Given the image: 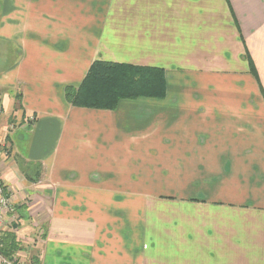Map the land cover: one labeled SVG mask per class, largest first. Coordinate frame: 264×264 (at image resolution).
I'll return each instance as SVG.
<instances>
[{
	"label": "crops",
	"instance_id": "1",
	"mask_svg": "<svg viewBox=\"0 0 264 264\" xmlns=\"http://www.w3.org/2000/svg\"><path fill=\"white\" fill-rule=\"evenodd\" d=\"M0 10V58L18 53L0 71V174L20 216L0 237L14 233L15 255L264 264V0H0ZM95 60L163 68L165 97L72 105L66 87Z\"/></svg>",
	"mask_w": 264,
	"mask_h": 264
},
{
	"label": "trees",
	"instance_id": "2",
	"mask_svg": "<svg viewBox=\"0 0 264 264\" xmlns=\"http://www.w3.org/2000/svg\"><path fill=\"white\" fill-rule=\"evenodd\" d=\"M249 61L254 66L250 57ZM165 94L163 68L107 60H95L79 86L69 85L65 89L66 99L72 105L101 109H115L123 99L163 98ZM0 245L8 257L15 255L18 249L14 233L0 237Z\"/></svg>",
	"mask_w": 264,
	"mask_h": 264
},
{
	"label": "built area",
	"instance_id": "3",
	"mask_svg": "<svg viewBox=\"0 0 264 264\" xmlns=\"http://www.w3.org/2000/svg\"><path fill=\"white\" fill-rule=\"evenodd\" d=\"M8 149H9V147L5 143L0 144V168L2 165V160L4 158H6V156L9 153ZM11 212L12 213L14 212L13 203L11 202V199L9 198V194H7V191H6L4 183H3V179H2L1 174H0V225H4V223H6V221H7V219H9L11 216L15 215V213H13V215H11L12 214ZM15 221H16L15 219L11 220V222H15ZM35 232L36 233H35L33 243L35 245H37L38 249H40L39 245L42 243L44 233L41 230L40 231L36 230ZM32 256L36 257L37 259L40 260L39 254L36 253V254H33ZM0 264H39V263L36 261L23 260V258L21 256H18V255L8 257L2 252L1 245H0Z\"/></svg>",
	"mask_w": 264,
	"mask_h": 264
},
{
	"label": "rangeland",
	"instance_id": "4",
	"mask_svg": "<svg viewBox=\"0 0 264 264\" xmlns=\"http://www.w3.org/2000/svg\"><path fill=\"white\" fill-rule=\"evenodd\" d=\"M4 13L5 12H3V11H1L0 10V24H1V21H2V18H3V15H4ZM12 46H13V44H11ZM7 49H6V45L5 44H2V43H0V52H2V51H6ZM11 53H9L8 55H7V57L6 58H0V71L2 72V71H5V69H8V68H10L14 63H15V61H16V59H17V56H18V53H17V49H15V48H12L11 49ZM112 62H114V61H112ZM83 82V81H82ZM107 102L105 101V104H106ZM99 104V103H98ZM101 104H104V102L103 103H101ZM2 111H3V106H2V104L0 103V115H1V113H2ZM28 119H30V118H28ZM16 124H18V125H16ZM20 126V123H18V122H11L10 124H9V128H8V130L10 129V131H12L11 130V128H16V127H19ZM3 126H1L0 125V128H1V133H2V131H7V129L6 130H4V128H2ZM3 134V133H2ZM1 134V135H2ZM3 136V135H2ZM170 206V208L171 209H174L176 206H175V204L174 203H171V204H169ZM17 220V221H19L20 220V216H19V214L18 213H15V215H13V216H11L10 218H9V222H11V220ZM8 220V219H7ZM34 238V237H33ZM18 248V247H17ZM18 250H19V248L15 251V252H18Z\"/></svg>",
	"mask_w": 264,
	"mask_h": 264
}]
</instances>
